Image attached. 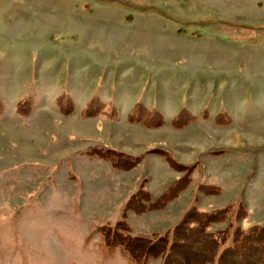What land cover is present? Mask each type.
Wrapping results in <instances>:
<instances>
[{
	"label": "rangeland",
	"instance_id": "obj_1",
	"mask_svg": "<svg viewBox=\"0 0 264 264\" xmlns=\"http://www.w3.org/2000/svg\"><path fill=\"white\" fill-rule=\"evenodd\" d=\"M93 97L115 116L90 115ZM138 102L156 126L128 119ZM107 148L141 158L117 168ZM161 150L190 182L123 213L139 185L155 197L182 174ZM240 202L230 236L264 224V0H0V264H162L106 249L101 229L124 220L171 248L189 209ZM203 247L173 245L179 263Z\"/></svg>",
	"mask_w": 264,
	"mask_h": 264
},
{
	"label": "trees",
	"instance_id": "obj_2",
	"mask_svg": "<svg viewBox=\"0 0 264 264\" xmlns=\"http://www.w3.org/2000/svg\"><path fill=\"white\" fill-rule=\"evenodd\" d=\"M104 105V102L98 100L97 97H93L88 103L90 108L87 106V111L90 112V115L95 116L99 109L102 108L101 112H106L108 108L109 113L107 116L114 117L115 109L113 105H108L105 110L103 108ZM157 114L156 108L148 109L141 102H138L133 106L131 111L128 112L127 117L130 121L153 127L157 125L158 119L160 118L156 116ZM176 116L175 118L177 120L179 115ZM174 119H172V121ZM96 153L104 160L109 161L112 166L122 169L133 167L141 158L140 156H131L129 154H126L124 157V154L110 148L106 150L103 149V152H98L96 150ZM159 154L162 155L164 158L163 160L169 167L181 170L182 174L174 178L155 197H152L148 191L144 190V188L139 185L135 192L130 193L131 195L126 200L123 213L130 208L136 210L137 213L160 209L162 205L175 199L182 191V188L190 182L189 174L192 166L184 164L176 165V160L164 150H161ZM203 185L204 184H201L200 186ZM204 186L205 191L209 194L219 192V187L215 184H207ZM241 215V202L238 204L233 203L226 205L223 209H212L209 211H200L193 207L186 212L183 219L173 228V242L171 248L167 247V240H169L167 235L154 236L153 238L132 236L129 234L131 232L126 228L128 224H126L127 226L125 228L121 225L124 222V220H122L123 222L120 221L113 230V239L110 238L111 232L109 230L103 231V229H101L105 238V240L103 239V245L108 249V247H111L109 242L111 241V244L117 245L122 250L123 254L125 253L124 255L130 257L133 262L136 261L137 250L141 249L148 258L153 256L154 252L158 254L162 253V256L165 255V260L162 264H233L238 261H241V264H264V224H253L246 228L235 227L230 236L229 231L232 228V222L239 220ZM220 219H223L222 223H225V227L208 230L209 227L217 224L215 221H218L220 224ZM230 238L231 242L228 244ZM142 243L144 246L141 245ZM175 243L184 248L189 247V245L191 247L194 244L200 243L206 247H203L204 249L202 248L201 250H191V254L188 258L186 260L181 259L183 262L179 263L177 257L181 256L180 258H182L183 252H187L188 250H184L183 248L177 253L173 249ZM142 248H144V251Z\"/></svg>",
	"mask_w": 264,
	"mask_h": 264
},
{
	"label": "bare ground",
	"instance_id": "obj_3",
	"mask_svg": "<svg viewBox=\"0 0 264 264\" xmlns=\"http://www.w3.org/2000/svg\"><path fill=\"white\" fill-rule=\"evenodd\" d=\"M235 138H238V136H236Z\"/></svg>",
	"mask_w": 264,
	"mask_h": 264
}]
</instances>
